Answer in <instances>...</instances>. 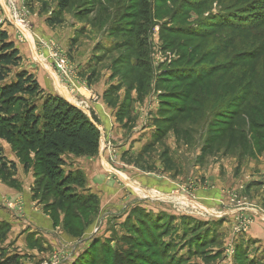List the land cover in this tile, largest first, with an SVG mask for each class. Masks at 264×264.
Returning a JSON list of instances; mask_svg holds the SVG:
<instances>
[{
  "label": "rangeland",
  "instance_id": "rangeland-1",
  "mask_svg": "<svg viewBox=\"0 0 264 264\" xmlns=\"http://www.w3.org/2000/svg\"><path fill=\"white\" fill-rule=\"evenodd\" d=\"M59 2L23 1L31 29L21 68L54 91L50 73L96 126L103 189L72 187L97 204L69 205L85 229L77 252L45 264H264V46L213 25L219 14L241 26L263 20L264 0ZM53 54L67 60L66 76H54ZM105 118L120 139L108 138ZM138 140L140 153L126 151L122 142ZM120 176L158 198L140 197Z\"/></svg>",
  "mask_w": 264,
  "mask_h": 264
},
{
  "label": "trees",
  "instance_id": "trees-1",
  "mask_svg": "<svg viewBox=\"0 0 264 264\" xmlns=\"http://www.w3.org/2000/svg\"><path fill=\"white\" fill-rule=\"evenodd\" d=\"M221 2L218 1L217 4L222 5ZM66 5L67 0H60V9H65ZM229 15L228 19L222 18L220 14L216 15L213 25L216 28L225 27L251 33V44L262 43L261 46H264V19L241 26L246 22ZM217 19L220 21L217 22ZM21 62L22 57L14 42L0 28V181L18 187L14 179L16 164L4 156L1 147L3 141L11 147L24 171L32 170L33 197L38 198L40 203L50 195L57 198V204H44L46 210L51 211L53 219L57 218L58 211L62 213L63 229L71 236L78 237L85 229L83 225H79L78 220L66 215L68 207L74 205L84 211L88 208V202L97 204V199L91 194L87 199L75 195L73 186L85 189L84 176L77 171L65 174L62 167L66 164V155L78 158L96 156L100 133L90 119L76 107L59 96L45 93L36 78L21 68ZM166 72L169 73L170 70ZM165 79L164 77L162 80ZM196 109L195 113H198V109L204 111L205 107L201 105ZM123 112L120 109L118 116ZM180 113L182 117H187L185 112ZM40 191L42 194L38 195ZM64 206L65 209L62 210ZM76 217L83 219L81 215ZM6 232L7 226L0 224V242L4 240ZM0 264L20 263L18 257H7L0 250ZM75 264L84 263L78 259Z\"/></svg>",
  "mask_w": 264,
  "mask_h": 264
},
{
  "label": "crops",
  "instance_id": "crops-1",
  "mask_svg": "<svg viewBox=\"0 0 264 264\" xmlns=\"http://www.w3.org/2000/svg\"><path fill=\"white\" fill-rule=\"evenodd\" d=\"M0 28L7 32L10 41L14 42L21 56V49H24L23 44L25 43L17 44L14 41L12 29L3 26H0ZM25 50L28 51L29 56L33 54L30 46L25 47ZM22 62H24V58H22ZM25 70L32 75H34V72H37L35 68L32 71L26 68ZM47 74L50 76L48 79L52 81L51 83H53L54 89L56 90L55 79L50 73ZM54 76L58 79L56 74ZM98 84L96 83V85ZM55 90H46L45 88L44 91L45 93L59 96L71 104L66 96L58 93V89L57 91ZM105 113L107 116H110L111 109L109 108ZM112 121L114 122L115 120H107L105 118L101 123L104 126L103 128L106 129L104 132L108 138L111 135L115 140L120 139L121 134L119 133L118 125L111 124ZM121 131L123 130L121 129ZM118 134H120V138H118ZM122 143L126 151L130 149V154H136L140 153L141 147L145 142L138 140L133 144ZM1 147L7 160L16 164L14 179L17 181L18 187L9 186L0 181V224L7 226L5 238L0 242V250L7 257H18L20 264H45L47 260L51 259L53 255L58 254L60 251L63 253L66 250V253L70 254L74 249H78L77 244L79 243V239L71 236L63 229L62 217L53 219L51 211L46 210L44 204L40 203L38 198L33 197L32 188L34 178L32 170L24 171L22 165L19 164L18 159L6 142L2 141ZM95 158H75L72 155L65 156V159H68L73 167H68V171H79L83 173L86 180V188L92 193H96L95 189H103L99 181L102 179V174L99 172L98 164L94 161ZM82 163L88 164L83 166ZM76 252H73L72 255H75ZM74 259V256L70 261L67 259L68 263L66 264H71Z\"/></svg>",
  "mask_w": 264,
  "mask_h": 264
},
{
  "label": "built area",
  "instance_id": "built-area-1",
  "mask_svg": "<svg viewBox=\"0 0 264 264\" xmlns=\"http://www.w3.org/2000/svg\"><path fill=\"white\" fill-rule=\"evenodd\" d=\"M23 1L24 0H0V26L13 30L14 41L17 44L25 43L26 39L24 33L31 29L29 12L24 7ZM53 58V72L57 76H66L68 68L67 60L65 58H59L57 54H53ZM54 264H57L56 261Z\"/></svg>",
  "mask_w": 264,
  "mask_h": 264
},
{
  "label": "bare ground",
  "instance_id": "bare-ground-1",
  "mask_svg": "<svg viewBox=\"0 0 264 264\" xmlns=\"http://www.w3.org/2000/svg\"><path fill=\"white\" fill-rule=\"evenodd\" d=\"M120 177H122V176H120ZM121 179L125 182L126 185H128L130 188H132L133 191H136L137 194L140 197H145L146 196V197H150V198H158V196L150 195L148 193L146 195L143 190L139 189L137 186H135L134 184H132L131 182H129L127 179H123V177ZM159 198H160V196H159ZM180 202H184V200H181Z\"/></svg>",
  "mask_w": 264,
  "mask_h": 264
}]
</instances>
